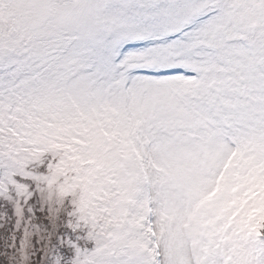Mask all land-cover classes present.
I'll use <instances>...</instances> for the list:
<instances>
[{"label": "snow or ice", "instance_id": "obj_1", "mask_svg": "<svg viewBox=\"0 0 264 264\" xmlns=\"http://www.w3.org/2000/svg\"><path fill=\"white\" fill-rule=\"evenodd\" d=\"M0 264H264V0H0Z\"/></svg>", "mask_w": 264, "mask_h": 264}]
</instances>
